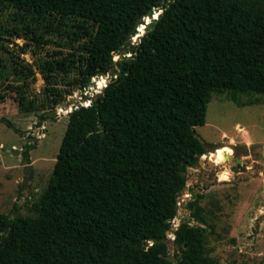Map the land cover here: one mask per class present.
<instances>
[{
    "label": "trees",
    "instance_id": "trees-1",
    "mask_svg": "<svg viewBox=\"0 0 264 264\" xmlns=\"http://www.w3.org/2000/svg\"><path fill=\"white\" fill-rule=\"evenodd\" d=\"M8 6L81 22L82 88L117 77L70 113L37 214L0 212V264H222L206 256V227L178 226L176 261L167 233L189 168L209 152L196 127L213 93H264V0H0ZM160 9L131 56L114 60ZM202 197L187 207L206 224Z\"/></svg>",
    "mask_w": 264,
    "mask_h": 264
},
{
    "label": "rangeland",
    "instance_id": "rangeland-1",
    "mask_svg": "<svg viewBox=\"0 0 264 264\" xmlns=\"http://www.w3.org/2000/svg\"><path fill=\"white\" fill-rule=\"evenodd\" d=\"M0 25V212L35 216L70 113L90 105L117 74L110 71L93 77L89 87L79 85L85 33L77 19H36L8 6L0 10ZM39 36L45 41H38ZM137 40L133 37L114 60L131 56ZM101 77L106 83L99 88ZM196 132L209 152L188 171L172 226L187 222L206 227V256L219 263L264 264V93L214 92L206 123ZM29 143L35 146L27 161L23 150ZM26 165H32L33 173L23 189ZM198 195L203 196L206 224L187 207ZM173 227L167 233L170 256L181 254Z\"/></svg>",
    "mask_w": 264,
    "mask_h": 264
},
{
    "label": "water",
    "instance_id": "water-1",
    "mask_svg": "<svg viewBox=\"0 0 264 264\" xmlns=\"http://www.w3.org/2000/svg\"><path fill=\"white\" fill-rule=\"evenodd\" d=\"M160 13H162V11H157L156 12V10H151L146 17H144V18H142L140 20L139 27L141 25H144V28H143V31L141 33L139 32L140 34L137 37V39H138L137 41H140V37L141 36H143L145 33L149 32V31H151L155 27V23L158 21ZM139 27H138V31H139ZM128 57L129 56H127V55H123V58L124 59H127ZM197 137L200 139V141L203 144H205V140L200 135L197 134ZM200 162H202V160ZM192 168H194V166H192L191 168H189L188 171H190ZM24 169H25V177H24V181H23V184H22V188L23 189H26L28 187L29 180L32 177L33 167H32V165H26L24 167ZM184 188H186V186ZM177 229H178L177 226H174L173 227V230H177ZM167 259L168 260L176 261L177 257L176 256H167Z\"/></svg>",
    "mask_w": 264,
    "mask_h": 264
},
{
    "label": "bare ground",
    "instance_id": "bare-ground-1",
    "mask_svg": "<svg viewBox=\"0 0 264 264\" xmlns=\"http://www.w3.org/2000/svg\"><path fill=\"white\" fill-rule=\"evenodd\" d=\"M156 12H157V10H156ZM139 35L137 34L136 36H135V38H137ZM133 37V36H132ZM63 110V109H62ZM67 114V113H66Z\"/></svg>",
    "mask_w": 264,
    "mask_h": 264
},
{
    "label": "flooded vegetation",
    "instance_id": "flooded-vegetation-1",
    "mask_svg": "<svg viewBox=\"0 0 264 264\" xmlns=\"http://www.w3.org/2000/svg\"><path fill=\"white\" fill-rule=\"evenodd\" d=\"M201 161V160H200Z\"/></svg>",
    "mask_w": 264,
    "mask_h": 264
}]
</instances>
